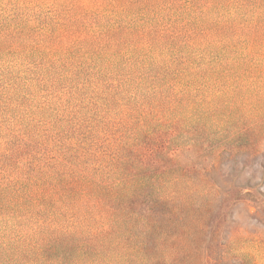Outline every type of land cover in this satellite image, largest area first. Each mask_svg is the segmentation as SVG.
<instances>
[{"label":"trees","instance_id":"16d2710c","mask_svg":"<svg viewBox=\"0 0 264 264\" xmlns=\"http://www.w3.org/2000/svg\"><path fill=\"white\" fill-rule=\"evenodd\" d=\"M262 187L264 0H0V264H248Z\"/></svg>","mask_w":264,"mask_h":264},{"label":"rangeland","instance_id":"374dc122","mask_svg":"<svg viewBox=\"0 0 264 264\" xmlns=\"http://www.w3.org/2000/svg\"><path fill=\"white\" fill-rule=\"evenodd\" d=\"M264 190V187H262ZM255 213V209H250ZM232 218L237 221V226L232 229V240L229 249L239 259L248 264H264V216L257 213L250 216L246 208L239 207L232 211ZM231 248V249H230ZM240 261V260H239Z\"/></svg>","mask_w":264,"mask_h":264}]
</instances>
